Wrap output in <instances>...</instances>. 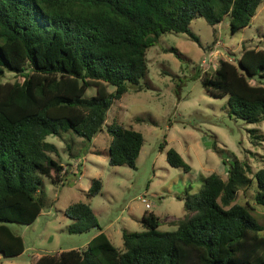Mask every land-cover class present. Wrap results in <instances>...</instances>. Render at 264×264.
I'll return each instance as SVG.
<instances>
[{
    "label": "trees",
    "instance_id": "16d2710c",
    "mask_svg": "<svg viewBox=\"0 0 264 264\" xmlns=\"http://www.w3.org/2000/svg\"><path fill=\"white\" fill-rule=\"evenodd\" d=\"M263 4L264 0H0V77L11 72L24 79L0 83V255L15 258L25 252L23 238L9 224H34L44 210L45 178L62 183V174L68 173L52 157L59 150L49 137L72 133L92 142L103 131L115 101L130 89L139 93L148 88L142 84L149 73L147 52L162 35L186 34L200 43L192 21L201 17L217 26L227 16L236 33L251 24ZM198 77L211 96L228 98L233 115L249 124L264 123L263 49H245L237 64L221 60L214 73ZM92 87L96 93L87 97ZM108 133L109 164L136 170L143 134L118 123L109 125ZM167 161L186 173L192 171L175 149L168 150ZM225 164V179L211 174L198 193L187 190L178 196L186 213L169 221L175 231H160L161 218L144 215L146 231H125L119 249L103 232L92 207L77 203L65 213L72 220L68 232L97 229L99 234L84 249L43 255L34 264H185L186 251L195 253V264H264V226L249 203H236L241 190L255 185L254 200L264 207V168L253 173L238 159ZM77 173L82 174L80 165ZM102 190L103 183L94 180L87 197H97Z\"/></svg>",
    "mask_w": 264,
    "mask_h": 264
},
{
    "label": "rangeland",
    "instance_id": "374dc122",
    "mask_svg": "<svg viewBox=\"0 0 264 264\" xmlns=\"http://www.w3.org/2000/svg\"><path fill=\"white\" fill-rule=\"evenodd\" d=\"M191 30L200 43L186 34L166 33L149 49V73L142 81L148 88L139 93L130 89L120 101H115L103 131L92 142L72 133L47 139L59 150L52 157L68 173L62 174V183L45 178L44 210L34 224H9L23 238L26 250L15 258L0 255V264H34L43 255L84 249L99 231L92 229L78 235L68 232L72 220L65 213L73 204H89L113 245L123 249L125 231H146L144 215L159 216L160 231H175L176 227L169 224L170 218L176 220L186 213L178 196L187 190L198 193L204 178L211 174L218 173L225 179L228 171L225 161H245L253 173L264 168V123L249 124L233 115L228 98L211 96L198 77L199 73L202 76L206 72L214 73L221 60L237 64L245 49L264 50V4L251 24L236 33L231 31L229 16L217 26L199 17L192 21ZM176 51L182 58L177 57ZM23 80L11 72L0 77L2 84ZM95 93L92 87L86 96ZM113 123L144 136L136 170L109 164L112 137L108 126ZM169 149L177 150L192 171L186 173L170 166ZM79 165L82 174H74ZM94 180L103 183V190L89 199L87 192ZM255 194V185L241 190L236 203H249L254 216L264 226V207L256 204ZM186 256L185 264L196 263L195 253L186 251Z\"/></svg>",
    "mask_w": 264,
    "mask_h": 264
},
{
    "label": "crops",
    "instance_id": "0c3cea01",
    "mask_svg": "<svg viewBox=\"0 0 264 264\" xmlns=\"http://www.w3.org/2000/svg\"><path fill=\"white\" fill-rule=\"evenodd\" d=\"M170 219L175 220V218H173V217H171ZM172 220H171V221H172ZM176 220H177V219H176ZM103 232H104V231H103ZM98 234H99V233H97L96 235H94V236L91 238V240H92L94 237H96ZM91 240H90V241H91ZM90 241H88V243H89ZM88 243H87V245H88Z\"/></svg>",
    "mask_w": 264,
    "mask_h": 264
},
{
    "label": "built area",
    "instance_id": "2783aa9c",
    "mask_svg": "<svg viewBox=\"0 0 264 264\" xmlns=\"http://www.w3.org/2000/svg\"><path fill=\"white\" fill-rule=\"evenodd\" d=\"M143 201H144V202H146V200H145V199H143Z\"/></svg>",
    "mask_w": 264,
    "mask_h": 264
}]
</instances>
